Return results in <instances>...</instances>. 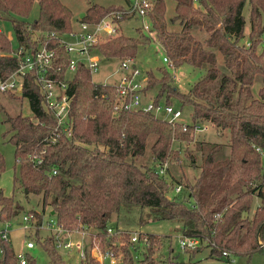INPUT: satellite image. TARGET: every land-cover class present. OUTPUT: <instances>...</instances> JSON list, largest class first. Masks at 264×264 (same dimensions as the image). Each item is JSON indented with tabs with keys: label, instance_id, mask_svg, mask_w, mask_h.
Instances as JSON below:
<instances>
[{
	"label": "trees",
	"instance_id": "1",
	"mask_svg": "<svg viewBox=\"0 0 264 264\" xmlns=\"http://www.w3.org/2000/svg\"><path fill=\"white\" fill-rule=\"evenodd\" d=\"M113 1L120 4H89L78 23L94 25L127 5V0ZM168 2L171 15L166 14ZM152 3L147 24L161 58L173 68L186 64L204 75L180 92L172 85L168 68L160 67L144 73L139 92L145 100L143 93L154 91L149 98L154 104L171 106L174 100L181 108H189L188 124L171 125L139 110H115L116 90L93 83L80 64L64 80L70 55L54 38L69 34L74 27L70 10L59 0H0V21L10 26L14 39L12 46L0 31V79L17 68L24 50L53 35L49 47L55 55L48 78L65 82L71 98L67 114L70 136L60 133L55 139V121L35 77L28 75L23 80L20 98L27 101L31 117L6 115L7 130L2 135H8L6 141L13 147L11 191L21 193L25 201L37 198L39 213L28 211L36 217V225L48 207L62 230L89 232L80 264H98L90 252L93 249L120 256V264L174 263L170 252L162 255V239L156 235L138 233L146 240L143 250L130 248L127 234L122 235V247L114 245L107 229L133 233L108 225L123 206L146 210L140 224L176 223L178 237L197 242L194 249L182 250L189 258L202 248L208 249L207 257H222L223 252V258L264 254V0ZM33 5L36 17L26 21ZM244 7L247 45L239 44L245 38ZM152 43L138 29L134 37L118 33L94 49L100 59L133 60ZM214 53L220 57L219 67ZM203 124L225 131L226 144L194 142V129ZM174 143L195 147L194 152H187L189 178ZM146 155L148 166L139 162ZM3 167L0 156V174ZM176 188L180 193L173 194ZM253 198L258 205L251 212ZM21 210L12 195L0 193V222L6 223ZM35 232L34 240L51 264H70L55 251L53 236L39 240ZM16 255L9 240L0 239V264H18ZM24 264L34 261L24 254Z\"/></svg>",
	"mask_w": 264,
	"mask_h": 264
},
{
	"label": "rangeland",
	"instance_id": "2",
	"mask_svg": "<svg viewBox=\"0 0 264 264\" xmlns=\"http://www.w3.org/2000/svg\"><path fill=\"white\" fill-rule=\"evenodd\" d=\"M59 2L65 6L68 10H70L72 14V26L74 28L77 27L78 20L82 17L85 9L88 7L89 4H97L101 6H108V5H118L120 3H116L113 0H59ZM121 6H123L121 4ZM172 6L168 2L166 7V14L171 15ZM37 14V7L33 5L30 14L26 21H31L36 17ZM242 15L244 17V34L245 38L239 42V44L247 45L246 36L248 34V22H247V7H244ZM146 22V21H145ZM147 23V22H146ZM118 33L126 37H134L136 34V30L141 29V21L139 19H126L120 22L117 25ZM0 31L10 40L12 46H14V39L13 34L11 32L10 26L0 21ZM152 39L155 37H151ZM153 39V43L147 46L144 49H140L139 54L136 59H133L135 62V66L139 71V80L144 78L141 84H144L145 76L144 73L151 70L155 72V69L164 67L167 69L166 65L161 60V52L156 47L157 44ZM197 45H201V41L196 39ZM200 41V42H199ZM216 67L220 66V57L217 53H214ZM119 67V61L110 59L104 60L100 59L98 71L91 76V81L95 84H111L112 79L117 74V69ZM170 73V76L173 80L172 85H175L180 92H186L188 88L195 83L197 80L203 77L204 73L200 70L194 69L189 65H182L179 68H173L170 70L167 69ZM154 91H146L143 93L144 99H148L153 97ZM171 106L174 109H180L181 111V118L180 121L184 124H188L190 122V109L187 107H180L174 100H172ZM20 114L23 117H31V113L29 112L27 101L25 99H21L20 97L13 96L11 99L9 97L0 96V156L3 160V171L0 174V193L4 197H11L13 196L14 202L18 203L21 207V212L12 218L9 221L0 222V231L4 228L5 224L8 225L7 231L9 233V242L12 246L13 251L18 254L19 249L21 247L22 241H30L33 243V248L31 250L23 249V254L29 256L33 261L34 264H51L49 262L48 257L46 256L45 252L41 249L39 244H37L34 240V232L36 233L39 240L44 239L45 237H52L55 235L54 232L49 231L48 229H36L34 231H29L26 235L21 231L19 227L20 219L23 214L28 213V211H34L35 213H39L40 205L37 203L36 197L28 198L26 201L19 192H12V168L14 165L13 161V147L7 143L8 135L6 134L5 137L2 135L7 130V124L4 122L6 115H16ZM159 115V114H158ZM159 119H163V115L158 116ZM207 126V130L203 133H195L194 142H209V143H219V144H226V132L225 131H217L214 128ZM174 149H178L179 156L178 159L180 161V165L184 167L183 171L186 173L187 177L189 178L191 172L185 170L187 162V152H194L195 147L193 144H176L173 145ZM143 165L148 166L150 165V161L148 156H144L142 159L139 160ZM180 172L177 169V174ZM174 191V190H173ZM173 194L176 192H172ZM177 193H180L178 190ZM176 193V194H177ZM258 205V200L253 198L251 203V212L253 209ZM146 210H140L136 207H127L123 206L120 209L118 215L114 216L108 225L112 228H117L120 230H126L135 233H145V234H152L156 235L158 238L162 239V249L161 253L164 256L167 252H170V258H175L174 263L180 264L185 263L187 260H190L194 264H264V254L259 252H252L248 255H232L229 254L228 258L223 257H207L208 256V249L202 248L196 254L192 255L189 258L187 254L179 250L177 244V237L180 235V231L177 228L176 223L174 222H147L144 224H140L138 220L145 219ZM41 221L48 223L52 221L53 218L49 216V209L46 207L44 209L42 217H40ZM40 223V220H39ZM38 223V224H39ZM85 234L82 235L80 232L71 231L69 240L74 243L76 241L80 242V238L83 237V240L88 242L90 234L86 230L83 231ZM89 235V236H88ZM66 236V233L63 234ZM63 236H59L61 240ZM77 242V243H78ZM57 254L63 259L68 261L70 264H80V259L78 258L77 254L73 249L68 251L63 249H55ZM22 253V252H20ZM163 259V258H162ZM197 262V263H196Z\"/></svg>",
	"mask_w": 264,
	"mask_h": 264
},
{
	"label": "built area",
	"instance_id": "3",
	"mask_svg": "<svg viewBox=\"0 0 264 264\" xmlns=\"http://www.w3.org/2000/svg\"><path fill=\"white\" fill-rule=\"evenodd\" d=\"M152 6V0H127V5L124 8L106 14L96 24L88 25L86 23H77V27L69 34L55 37L54 39L57 41V44L64 49L66 54L70 55L67 69L65 70L64 80L71 77L78 64L87 70L91 79V76L98 71L100 62V57L95 53L94 46L116 36L118 34L117 25L126 19H139L141 21V30L150 37H154V35L149 32L150 27L146 23L147 15L151 11ZM51 37L54 36L49 35L48 38L45 36L44 40L37 44L36 47L27 48L23 51V56L17 68L7 77L0 79V96L9 95L12 97H20L23 80L28 75H33L39 85L46 106L55 121V130L53 134H55L54 138L56 139L60 133L66 137L70 136V124L67 120V114L71 98L66 93L65 82H55L53 78H48L55 55L53 48L49 47V40ZM161 60L167 68L170 70L172 69L171 63L166 60V58L163 57ZM116 72L117 74L112 79L111 84H108L116 90L115 110H139L151 113L156 117L163 115L164 118L162 120L171 125L181 122V111L179 109H174L172 106L168 105L154 104L151 100H143L142 94L139 91L144 78L139 80V71L132 59L127 58L120 60ZM206 130L207 126L203 124L197 125L194 132L203 133ZM162 170L163 168L159 169V173H162ZM178 190L179 189L176 188L174 191L177 192ZM36 221V217H34L32 213L23 214L20 219L19 227L25 235L29 231L42 228L54 232L55 235L52 236L55 249H63L66 251L73 249L80 261L84 260L83 237L80 238V242L76 241L72 243L69 240L71 232L62 230L56 225L54 220L48 223L40 221L37 225ZM7 227L8 225L5 224L4 228L0 231V239L2 240L7 239ZM83 231L85 230H79L80 234L84 235L85 233ZM65 233L66 236L64 237L63 234ZM123 234H127V243L130 248L133 249L135 246H139L141 250H143L147 247L146 240L144 238L140 239L138 233H123L112 229L106 230V235L114 237V245L117 248L122 247L124 244L121 241ZM59 236H63V238L60 240ZM177 244L179 250L194 249L197 242L194 239L177 237ZM24 246L26 249H32L33 243L25 241ZM90 252L95 255L98 264H120V256H115L109 251L100 253L93 249ZM221 256L226 257V254L223 252ZM16 257L18 259V264H24L23 253H18Z\"/></svg>",
	"mask_w": 264,
	"mask_h": 264
},
{
	"label": "crops",
	"instance_id": "4",
	"mask_svg": "<svg viewBox=\"0 0 264 264\" xmlns=\"http://www.w3.org/2000/svg\"><path fill=\"white\" fill-rule=\"evenodd\" d=\"M9 237H10V236H9V233H8V231H7V239H8V240H9ZM24 245H25V241H22V243H21V247H20V249L18 250L19 253H20V252L23 253V249H26ZM27 250H31V249H27Z\"/></svg>",
	"mask_w": 264,
	"mask_h": 264
},
{
	"label": "water",
	"instance_id": "5",
	"mask_svg": "<svg viewBox=\"0 0 264 264\" xmlns=\"http://www.w3.org/2000/svg\"><path fill=\"white\" fill-rule=\"evenodd\" d=\"M50 216L52 215V212H50V214H49ZM264 224V223H263ZM93 257H95V255H93Z\"/></svg>",
	"mask_w": 264,
	"mask_h": 264
}]
</instances>
